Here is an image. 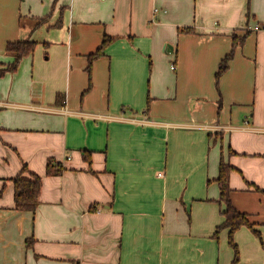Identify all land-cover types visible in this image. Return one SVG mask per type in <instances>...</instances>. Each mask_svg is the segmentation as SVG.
<instances>
[{
  "label": "crops",
  "instance_id": "0c3cea01",
  "mask_svg": "<svg viewBox=\"0 0 264 264\" xmlns=\"http://www.w3.org/2000/svg\"><path fill=\"white\" fill-rule=\"evenodd\" d=\"M19 41L37 47L0 78V264H232L222 160L261 235L236 232L238 264H264V0H0V70Z\"/></svg>",
  "mask_w": 264,
  "mask_h": 264
},
{
  "label": "trees",
  "instance_id": "16d2710c",
  "mask_svg": "<svg viewBox=\"0 0 264 264\" xmlns=\"http://www.w3.org/2000/svg\"><path fill=\"white\" fill-rule=\"evenodd\" d=\"M43 22V21H41ZM188 31V30H185ZM184 31V32H185ZM191 32V30H190ZM248 35L242 38H234L232 51L221 61L218 71L216 73V88L219 89V82L221 77L228 71L230 62L233 60L235 50L238 43L241 45L246 41ZM116 39L108 36L104 37L101 48L93 55L88 57L89 64L87 72L91 77L93 63L104 55V51L115 42ZM37 47V43L33 41H19L8 43L6 46V54L15 58V62L4 70H0V78L4 77L7 73H15L19 70L20 64L23 59L32 55ZM91 87V81H90ZM233 168L226 164L223 160L220 164L219 177L217 183L220 188V204L225 206V211L222 213L224 222L217 227L214 238H218L223 230H228V243L234 251V260L232 264H238L240 261V253L237 245L234 242V236L242 227L249 228L254 235L261 240L260 233L254 229L253 225L248 220V215L240 213L233 205L231 200V186H230V173ZM48 174L54 175L59 171H55L53 162H49L47 166ZM15 183V209L17 211L35 212L39 204V197L42 189L41 178L35 176L33 179H24L17 177Z\"/></svg>",
  "mask_w": 264,
  "mask_h": 264
},
{
  "label": "built area",
  "instance_id": "2783aa9c",
  "mask_svg": "<svg viewBox=\"0 0 264 264\" xmlns=\"http://www.w3.org/2000/svg\"><path fill=\"white\" fill-rule=\"evenodd\" d=\"M172 69H174V67Z\"/></svg>",
  "mask_w": 264,
  "mask_h": 264
}]
</instances>
